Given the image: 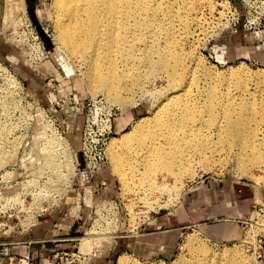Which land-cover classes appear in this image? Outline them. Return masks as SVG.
Returning a JSON list of instances; mask_svg holds the SVG:
<instances>
[{"label": "rangeland", "instance_id": "1", "mask_svg": "<svg viewBox=\"0 0 264 264\" xmlns=\"http://www.w3.org/2000/svg\"><path fill=\"white\" fill-rule=\"evenodd\" d=\"M54 1L24 0V5L20 6L18 11H14V17H11L7 0L8 17L6 20L5 16L3 37L5 47L9 50L11 56H9L8 61L0 60V67L12 70L14 77L17 80L19 79L24 85V90H13L7 78L0 74V110L10 109L9 103L6 104V101L10 102L8 97L11 99V95L17 96L21 94L22 98L27 88H29V94L41 102L44 112L51 111L64 127L68 125V132L64 134L66 140H61V142H70L71 144L75 142L77 144V135L81 128V125H79L78 130L75 131L76 127L71 124L73 118L72 116L69 117V110L74 109L69 101L71 95H78L82 110H89L93 114L104 109V104L96 100L103 98V101L114 109L113 123L119 117L127 120L128 123L125 129L118 130L114 128L115 133L111 137L109 144L112 143L113 138L125 134L144 118L149 120L148 127L150 128L156 119L158 107L165 102L169 93L167 92L169 91L167 80L161 75L159 77L140 76L139 80L121 76V84L129 88L121 90L125 103L111 101L108 98V91L100 89L95 81L90 79L88 63L79 58L78 55L71 56L69 52L64 51L66 49L60 39V29L55 23ZM176 1L178 9H185L192 2L194 5L198 3L194 7V13L192 12L189 15V21L185 20L184 29L176 30L178 34L180 33L179 31L185 33V35L187 34L181 41L180 46L184 53H188L193 57L192 61L194 62L191 61L190 65L196 74V80H198L197 82L195 81V84H192L194 93L201 96L202 100L205 99L208 90L214 88L220 93L241 96L240 90L237 88V82L240 78L238 75H232L230 68L244 67V69L246 68V75L253 78L248 79V81L251 80L248 83V87H250L248 90L252 89L250 92L254 93L256 98L253 97L251 100L257 107H262L264 104V95L261 96V90L264 88V54L261 56L259 54L254 56L243 55L240 58L230 59L227 56V47L222 46L226 48V60H220L217 55L218 47H214L212 44L213 39L226 30L223 13L227 11L225 9L227 0ZM232 1L244 8L245 2L243 0ZM161 2L162 0H152L151 6L154 8L162 7ZM164 5L166 8L167 4ZM165 8L164 12L158 16V22L163 27L165 22H167L166 14L169 13ZM181 17L184 18V15ZM168 24L169 22H167ZM167 25L165 24V26ZM263 32L264 30L261 33ZM69 67L71 68L69 69ZM28 71L31 73L34 71L36 78ZM249 72H251V75ZM257 74L259 75L257 76ZM40 79L42 80L39 83L40 85L35 86L34 81H39ZM49 82L51 83L50 86ZM196 85H198V88ZM258 86L260 89H258ZM21 98L17 97L18 101L16 103L19 102V105H15L13 110L26 108L27 102ZM87 99L94 100L88 105V103H85ZM163 100L164 102H162ZM34 102L35 100L31 99L30 103ZM26 109L29 110L28 107ZM65 110L67 114H64ZM66 116L69 118L63 123ZM256 116L258 120L261 119L260 115ZM2 118L5 121L3 116ZM79 120L77 119V122ZM7 127L6 125H0L2 130ZM258 127L261 135L259 138L263 137L264 140V126L260 123ZM143 134L138 132L133 135L134 140L132 139V142L137 141ZM2 135L5 138L8 136L5 132H2ZM218 143L217 141L213 143V146L217 147L214 150H218L215 155H210L208 158L202 157V163H195L192 166V169H194H191V172H193L191 174L193 175L184 173L181 177L182 179L178 180L172 175L168 176V188L172 190L171 192L169 189L165 192L151 190L156 178L157 182L165 181L163 179L165 172L157 171V173L151 174L147 173L144 168H136L134 171L131 166H128V177L130 179L128 178L127 186L124 185L112 164L108 151V164L106 166L114 178L115 197L111 200L103 198V201L93 208V213L87 223H82L75 246L69 250L58 252L59 254L55 253L46 261V264H101L103 261H108V264H118L122 255L128 256V259L134 264H175L181 258L186 259L185 264H194L199 255L202 257V251L196 248L201 249L202 246L208 248L210 253L236 252L249 257L252 264H264V197L261 196V194H264V166H258L253 162L249 154L238 152V148H232L229 143L221 142V147H219ZM0 144L4 147L3 151H5L4 155L7 159L9 154L11 155L12 153L8 151L11 148L8 146V142H0ZM36 144L37 146L35 147H38V144L46 145L40 139ZM51 145L59 146L57 143ZM38 150L41 151V158L45 161V156H49L48 153H44L38 147V149H35V155H39ZM48 150L49 148H47V152ZM122 150L123 147L118 148V153L121 155L123 153ZM50 151H52L50 153L52 162H59L60 155L56 153V150L52 149ZM7 153L9 154L7 155ZM75 160L74 155L68 152L67 165L74 168ZM2 161L4 164L0 165V254L5 252L10 242L21 238L31 228L34 223L32 221H36L39 215L48 213L51 210L50 207L56 206L76 179L74 177L71 185L66 189V184L61 185L55 180L58 171L57 166H53V164L47 165L45 162L46 166L44 164H34L26 167L24 172L23 169H18L14 175L10 173L13 170L5 164V160ZM124 165L125 163L120 164V167H125ZM21 175L24 176L20 177ZM27 177L35 178L36 181L24 184L23 181ZM229 178L236 179L239 182L240 190L244 189L243 191H245V187H248V189L250 188L256 192L249 215L241 218L242 221H239L236 217L238 215H234V218L238 219L237 223L242 228L241 234L237 237L232 240L218 239L198 228L182 226L179 230L180 236L172 257H146L135 255L131 250H125L124 245H129L131 235L143 233L144 231H155L160 226L159 222L161 220L180 207L189 190L212 180L222 182ZM12 179L13 181H11ZM109 184L108 189L111 187V183ZM87 185L84 186V189ZM172 185H176V187L174 188ZM124 186H126L125 189ZM41 187H46L49 190L46 193L47 195L36 196V191L34 192V190L40 191ZM238 194L240 195L241 191ZM237 199L236 197L233 203L234 207H237ZM30 205L37 206L38 210L35 213H28ZM191 233L197 238L193 248L187 244L190 236L188 234ZM85 236L95 237L98 242L95 241V244H90L91 248L89 246L85 248L83 247L84 241L81 239ZM125 240L128 241L126 242L127 244H125Z\"/></svg>", "mask_w": 264, "mask_h": 264}, {"label": "bare ground", "instance_id": "2", "mask_svg": "<svg viewBox=\"0 0 264 264\" xmlns=\"http://www.w3.org/2000/svg\"><path fill=\"white\" fill-rule=\"evenodd\" d=\"M151 2L152 0H55L53 2V10L56 13L55 23L60 29V39L66 49L64 51L69 52L71 56L78 55L88 63L90 79L95 81L100 89L108 91V98L111 101L125 103L121 90L129 88L121 84V76L139 80L140 76L161 75L169 84L167 91L169 93L166 94L165 102L163 100L164 103L158 107L154 124L149 128V120L144 118L125 134L113 138L108 146L110 159L122 183L126 185L130 179L128 166L134 171L136 168H144L151 174L157 171L165 172L163 178L165 181L160 183L156 178L151 190L168 191L170 190L168 176L172 175L178 180L182 179L184 173H193L192 166L195 163H202V157L208 158L218 152L214 150L217 148L213 146L215 141L219 142V147L221 142L229 143L232 148H238V152L249 154L258 166H264V140L263 137L259 138L261 135L258 131L260 123L264 126V104L260 102L262 107L259 108L252 102L254 93L250 92L252 89L248 90L250 88L248 83L251 81L248 79L251 77L246 75V68H230L231 74L240 78L237 88L241 91H239L241 96H234V93H230L233 96L220 93L214 88L215 90L209 89L205 99L202 100L201 96L192 90V84L198 81L190 65L194 62L193 57L184 53L180 46L187 34L177 32L185 27V20L189 21V15L194 13V7L198 3L194 5L192 2L189 8L178 9L176 0H162V7L158 8L152 7ZM164 4H167L166 8ZM22 5L24 0H8L11 17H14V11H18ZM164 8L169 12L166 11V21L169 24L165 22L167 26L164 24L163 27L158 22V16L164 12ZM183 15L184 18L181 17ZM223 54L222 50H217L220 60H226ZM249 73L251 75V72ZM10 77L14 84L19 85L17 78L13 75ZM196 86L198 88V85ZM262 95L264 88L261 90ZM256 115H260L261 119L258 120ZM46 128L47 125H41V136L47 134ZM138 132L144 134L137 141L132 142L133 135ZM59 145L62 149L61 161L52 162V159L47 158L46 164L57 166L58 175L55 180L61 185L66 184L65 188L68 189L77 170L76 160L75 167H69L66 163L67 154L68 152L74 154L68 143L60 142ZM121 147H123L122 155L118 153V148ZM3 148V145H0V165L4 164L2 160H5L6 164ZM124 163L125 167H120V164ZM33 181H36L35 178H28L23 183ZM172 186L176 187V185ZM35 191L38 196L47 195L49 190L41 187L40 191ZM188 235L190 236L187 244L193 248L197 238L192 233ZM81 239L85 248L97 241L91 236ZM196 249L202 251V257L199 255L194 264H252L249 257L236 252L210 253L205 246ZM185 262L186 259L181 258L175 264H185ZM118 264L134 263L128 259V256L122 255Z\"/></svg>", "mask_w": 264, "mask_h": 264}, {"label": "crops", "instance_id": "3", "mask_svg": "<svg viewBox=\"0 0 264 264\" xmlns=\"http://www.w3.org/2000/svg\"><path fill=\"white\" fill-rule=\"evenodd\" d=\"M4 2L5 0H0V60L8 61L11 53L5 47L3 37L5 16L6 20L8 17L7 0ZM212 44L218 47L217 50L223 51L224 57L226 48L222 46H226L230 59L243 55L261 56L264 54V32H252L241 25L238 31L224 30L213 39ZM29 73L36 78L34 71ZM40 81L42 80H35V86H39ZM127 123L126 119L119 117L114 123V128L123 130ZM102 181L111 183L110 189H97ZM83 184H88L85 189ZM239 188V182L230 178L222 182L212 180L194 187L187 192L180 207L159 222L160 226L155 231L131 235L129 245H124L125 250L146 257H172L182 226L198 228L218 239H234L241 234L242 228L237 223L238 219L242 221L241 218L249 215L256 195V192L248 187H245V191ZM114 192V178L107 166L94 178H89L86 174L83 179L76 177L53 209L40 215L21 238L8 244L5 252L0 254V264H46L55 253L71 249L77 242L82 223H87L93 208L103 201V198H114ZM261 196L264 197V194ZM236 197L238 204L234 207ZM234 215H238L237 220ZM126 242L128 241L125 240V244ZM11 257L14 258L13 263ZM101 264H108V261Z\"/></svg>", "mask_w": 264, "mask_h": 264}, {"label": "built area", "instance_id": "4", "mask_svg": "<svg viewBox=\"0 0 264 264\" xmlns=\"http://www.w3.org/2000/svg\"><path fill=\"white\" fill-rule=\"evenodd\" d=\"M243 1L245 2L244 8L240 7L236 3H233L232 0H227V6L225 8L227 11L226 13H223V19L226 24L225 29L229 28L237 31L239 30L240 26L243 25L245 29L249 31L257 32L264 30V0ZM1 67L0 74L7 78V80L10 82V86H12V89L24 90V85H22L19 79V85L13 83L14 81L10 77L12 75L14 76L12 70L7 68L2 70ZM50 82L48 83L49 86L51 85ZM28 91L29 88H27V91L24 93V97L22 98L21 94H18L17 96L13 94L11 95V99L8 97L10 102L6 101V104L9 103L10 109L0 110V125L8 126L5 130L0 129V142H8V146L11 148V150L8 151H11L12 153L11 155L7 153L9 156L6 159V164L10 167V169L13 170L10 173L14 175L20 168L23 169L24 172L28 166L34 164L43 165L47 163V158H50V153H52L50 150L52 149H55L56 153L60 155V158H62V149L59 148L60 145L52 146L51 144H53L55 141V144H60L61 140H66L64 134L68 132V125L64 127L61 121L57 119V117H55L51 111L44 112V109L41 107V102L37 101L31 94H29ZM17 97L24 99V101L27 102L26 108L28 107L29 110L26 108H23L22 110H13L15 105H19V102L16 103L18 101ZM31 99L35 100V102L30 103ZM92 100L94 99H87L85 103H88L89 105ZM96 100H99V103L104 104V109L93 114V112L89 110H82L78 95H71L69 97V101L74 108L69 110V117L72 116L73 118L71 124L76 127L75 131H77L79 125H81L80 132L77 135V144H75V142L73 144L68 142L70 149L76 158L77 170L74 177H79V179H83L85 174L89 178H94L97 174L103 171L104 167L108 164L107 150L109 141L115 133L113 123L115 112L113 107H110L108 103H105L103 98H98ZM64 114H67L66 110L64 111ZM2 116L5 118V121L3 120ZM69 117L66 116L63 123L66 122ZM77 119L80 120L77 122ZM47 123L50 124L48 125ZM42 124L48 126V128H46L47 134L45 136L40 135ZM2 132L7 133V138L2 135ZM39 139L40 141L42 140L43 143H46V145L38 144V147H40L44 153H48L49 155L48 157L45 156V161H43L41 158V151L38 150L39 155H35V149H38V147L35 146H37L36 142ZM47 148H49L48 152ZM79 154H82L83 156L85 163L84 167L79 161ZM59 160L61 161V159ZM22 176L24 175H21L20 177ZM25 179H28V177ZM11 181H13V179ZM109 186L110 184L107 181H102L98 184L97 189H108ZM52 208H54V206L50 207V209ZM28 209V213H35L38 210V207L35 205H30ZM10 259L13 263L14 258L11 257Z\"/></svg>", "mask_w": 264, "mask_h": 264}, {"label": "water", "instance_id": "5", "mask_svg": "<svg viewBox=\"0 0 264 264\" xmlns=\"http://www.w3.org/2000/svg\"><path fill=\"white\" fill-rule=\"evenodd\" d=\"M79 161H80L81 165L84 167L85 163H84L82 154H79Z\"/></svg>", "mask_w": 264, "mask_h": 264}]
</instances>
